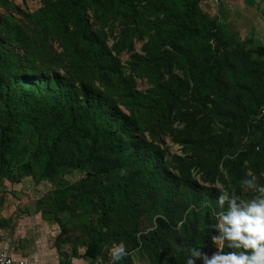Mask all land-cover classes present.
<instances>
[{
    "label": "trees",
    "instance_id": "16d2710c",
    "mask_svg": "<svg viewBox=\"0 0 264 264\" xmlns=\"http://www.w3.org/2000/svg\"><path fill=\"white\" fill-rule=\"evenodd\" d=\"M204 1L39 0L30 13L0 0V179L50 183L37 207L64 243L84 234L91 264H110L104 253L121 242L120 264H134V251L148 264H185L188 246L210 256L217 196L250 199L239 183L249 174L264 183V47L233 52L218 20L200 15ZM118 16L128 22L119 19L109 46L102 29ZM139 25L162 49L133 56L131 74L153 83L147 92L117 56ZM173 68L181 74L161 78ZM158 129L182 156L168 160ZM74 171L82 177L67 182Z\"/></svg>",
    "mask_w": 264,
    "mask_h": 264
},
{
    "label": "rangeland",
    "instance_id": "374dc122",
    "mask_svg": "<svg viewBox=\"0 0 264 264\" xmlns=\"http://www.w3.org/2000/svg\"><path fill=\"white\" fill-rule=\"evenodd\" d=\"M12 6L16 8H20L22 11L26 12H35L41 7V4L39 0H8ZM200 15L204 18H216L222 27L223 30H225L227 37V40L229 42L234 43V48L232 51H237L240 48V44L245 43L247 47H257L261 46L264 47V0H205L200 7ZM8 15H15L14 10L8 12ZM19 15H15V19H19ZM117 20L114 21V28L113 31L110 32L108 30V26L104 27L102 31L105 33L107 37V44L109 46H112V44L117 41V38L121 35V32L123 30L122 21L128 22L124 17L118 16L116 18ZM93 20V18L90 20V22ZM92 29L99 28L96 25H93L91 27ZM138 30H135L134 35L136 37L132 38V47L130 50L126 49L119 53L118 58L124 67L125 70V76L130 79L133 83V86L136 90L141 92H147L149 89L153 88V83L145 76V77H139L134 76L130 72V65H133V56H145L149 51L150 52H162V49H159L157 47L156 42L151 40V32H148L146 28L139 25L137 26ZM47 41L49 43V46L56 52H61L62 48L58 45L55 40H50L47 38ZM16 50V49H15ZM16 53H19L16 50ZM59 67V66H58ZM57 66H55V69ZM59 71L61 72L60 68ZM162 73H165V70H161ZM169 74H181V70L178 68H173L171 73H165L161 78L167 79ZM98 83H96L97 85ZM120 109L124 110L123 107H120ZM21 132L22 139H26L27 134L30 131V128L23 126ZM245 139L249 140V137H245ZM155 143H157L161 148L168 152V160L172 159L173 157L182 156L181 147L176 144L173 140V136L169 131H162L157 130ZM173 156V157H172ZM82 173L79 171H74L70 174H67L64 179L67 182H74L79 180L82 177ZM16 178L9 180L11 182H14ZM6 181V186L8 188L13 189V183L10 184L7 182V180L0 179V183H4ZM22 187V186H21ZM24 189L34 191L32 185L29 186L27 184L24 186ZM17 193V191H14ZM12 194V193H10ZM15 197V196H14ZM41 198V197H40ZM26 201L24 206L32 207L35 203V201L38 199L34 194H31L30 196H26L24 198ZM66 219L63 217L62 222H65ZM151 225H153V221H149L148 219H143L142 222V229L147 230L151 228ZM60 230V228H58ZM58 229L55 234L58 235L57 241L60 242L62 245V250H66L69 252V256L77 257L80 253V256L83 255L85 246L84 243V234L81 232L76 231V233L69 234L67 237L69 240L64 243L62 241L63 238L60 237V232H58ZM82 236L80 237V235ZM65 237V235H64ZM77 240H74V239ZM215 248V245H214ZM216 249V248H215ZM214 249V250H215ZM105 254V260H107L108 251ZM213 254L210 253V256ZM209 256V257H210ZM75 257V258H76ZM81 259V258H80ZM84 259V258H83ZM132 259L134 261V264H148L147 260L144 256H142L138 251L132 253ZM85 261H80L82 264H91L89 260L84 259ZM98 264H107L106 262H98ZM111 264V263H110Z\"/></svg>",
    "mask_w": 264,
    "mask_h": 264
},
{
    "label": "clouds",
    "instance_id": "9594fccd",
    "mask_svg": "<svg viewBox=\"0 0 264 264\" xmlns=\"http://www.w3.org/2000/svg\"><path fill=\"white\" fill-rule=\"evenodd\" d=\"M239 183L253 195L244 199L235 190H226L217 196L211 226L216 233L212 236L216 251L209 257L198 247H183L185 264H195L197 259L201 264H264V183L253 174ZM108 255L111 264H120L126 255L125 245L111 244Z\"/></svg>",
    "mask_w": 264,
    "mask_h": 264
},
{
    "label": "crops",
    "instance_id": "0c3cea01",
    "mask_svg": "<svg viewBox=\"0 0 264 264\" xmlns=\"http://www.w3.org/2000/svg\"><path fill=\"white\" fill-rule=\"evenodd\" d=\"M7 182L13 183L12 191L6 181L0 183V253L32 264H82L80 261L85 260L80 253L72 258L69 252L62 250L55 234L58 224L43 216L44 210L37 207V201L52 190V185L46 181L36 184L31 177ZM27 184L32 185L34 191L24 189ZM31 194L38 199L32 207L24 206V198Z\"/></svg>",
    "mask_w": 264,
    "mask_h": 264
},
{
    "label": "built area",
    "instance_id": "2783aa9c",
    "mask_svg": "<svg viewBox=\"0 0 264 264\" xmlns=\"http://www.w3.org/2000/svg\"><path fill=\"white\" fill-rule=\"evenodd\" d=\"M256 120H260L264 122V100L260 107L259 113L256 116ZM0 264H32V263L26 260H12L8 256H6L4 253H0Z\"/></svg>",
    "mask_w": 264,
    "mask_h": 264
}]
</instances>
